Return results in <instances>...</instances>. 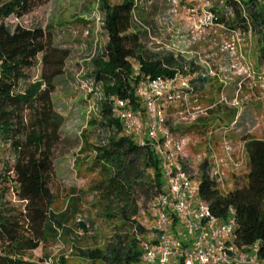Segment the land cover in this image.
<instances>
[{
    "label": "trees",
    "instance_id": "obj_1",
    "mask_svg": "<svg viewBox=\"0 0 264 264\" xmlns=\"http://www.w3.org/2000/svg\"><path fill=\"white\" fill-rule=\"evenodd\" d=\"M44 1L0 0V143L15 153L12 181L14 194L22 203V208L17 209L0 201V264H45L48 256L33 261L26 254L56 238V228L62 232L64 223L79 212L78 198H69L62 211L53 209L49 184L53 174L52 150L59 141L63 117L53 109L52 93L63 78L70 55V47L62 46L64 35H80L91 22L83 21L80 27L61 25L55 30L52 24L42 28L17 23L11 28L4 23L10 15L22 18ZM219 1L221 4L209 8L216 23L229 32L238 31L255 39L258 64L264 66V0ZM168 8V0H99L106 41L94 50L91 71L85 80L101 98L97 96L96 100L97 117L88 122L95 133V143L84 140L81 147V153L89 151L92 155L86 157L89 160L80 161H86L88 170L96 175L92 181L93 205L111 232L103 246L83 248L76 241L72 244L76 255L90 264H144L139 237L146 234V228L138 214L164 191L165 181L153 149L123 133L121 123L112 115L108 97L129 98L132 109L144 116L145 108L135 94L139 81L145 76H173L176 68H182L183 57L147 49L146 32L133 21L134 13L142 23L156 29L155 17ZM54 37L59 44L54 43ZM88 49L89 54L93 53L91 43ZM38 57L39 80L31 82L29 70ZM136 63L137 74L133 69ZM207 81L192 79L198 91L204 90ZM77 82L74 80L73 85ZM221 107L216 105L214 111ZM230 115L236 131L245 118L234 111ZM81 137L86 138L85 134ZM242 140L247 158L243 181L239 184L235 180L231 190L222 192L211 177L210 160L205 158L196 173L198 194L221 219H225L229 207L234 208L235 241L249 246L261 239L264 264V139L243 134ZM73 226H78L76 220ZM60 263L66 264L63 258Z\"/></svg>",
    "mask_w": 264,
    "mask_h": 264
},
{
    "label": "rangeland",
    "instance_id": "obj_2",
    "mask_svg": "<svg viewBox=\"0 0 264 264\" xmlns=\"http://www.w3.org/2000/svg\"><path fill=\"white\" fill-rule=\"evenodd\" d=\"M118 1L120 0H109L110 3ZM175 1V16L159 21L160 28L166 34L175 29L193 37L194 40L191 42H196L191 43L186 49L187 52H183L184 56L189 59L191 57L189 50L198 51L201 58L210 64L213 63L214 73L207 78L204 90H196L187 105L190 112L196 108L203 110L202 113H198L195 122L183 127L191 134L192 140L198 142L195 146L189 147L188 154L191 157L204 152L210 144L212 152L224 156L221 145L227 140L231 151L226 159L225 170L229 174L228 181L232 183L233 188L234 181L238 180L240 184L247 172L242 135L248 134L264 139V85H262L264 66L258 64L257 43L255 39L229 32L223 26L199 23V13L221 4L219 0ZM98 14L99 0H45L22 18L10 15L4 19V23L11 28L17 23L26 27L42 28L52 24L55 30L61 25L78 26L81 22L90 20L95 25L92 28V36L64 35L62 46L70 47V55L64 66L63 78L58 81L59 84L52 93L53 109L63 117L60 138L52 150L53 174L49 184L54 198L53 209L62 211L69 198H78L79 212L64 223L62 232L60 228H56V238H50L48 242L41 243L38 248L26 254V257L33 261H38L46 255L49 264H61V258L66 264H90L76 255L72 244L76 241L75 244L83 248L103 246L104 240L111 232L108 222L98 214L93 205L92 181L96 175L88 170L86 161H80L92 155L89 151L81 153V147L85 145L84 140L90 144L96 140L95 133L88 123L91 118L97 117V112L89 107L94 91L91 89L92 85L85 80V76L90 73L92 66L88 49L90 43L94 39L99 44L106 41L105 32L98 29V23L94 22L95 15ZM53 41L59 44L57 38L54 37ZM39 59L38 57L35 66L29 70L31 82L39 80L41 68ZM76 79L78 82L73 85ZM218 104L222 106L221 110L215 112ZM176 109L170 106V109L166 110L167 114L173 113ZM233 111L236 115L243 114L245 118L243 126L224 134V127L231 123L230 114ZM142 118L144 120L145 116ZM197 123L200 124L198 127H191ZM83 134L86 136L85 139L81 137ZM14 160L13 150L8 145L0 143V201L19 209L22 208V203L14 194L12 181L14 175L11 167ZM142 208L146 209L147 203ZM138 219L142 221L141 213L138 214ZM75 220L78 223L77 227L73 226ZM80 223L84 225L86 231L82 230Z\"/></svg>",
    "mask_w": 264,
    "mask_h": 264
},
{
    "label": "built area",
    "instance_id": "obj_3",
    "mask_svg": "<svg viewBox=\"0 0 264 264\" xmlns=\"http://www.w3.org/2000/svg\"><path fill=\"white\" fill-rule=\"evenodd\" d=\"M169 8L157 15V28L152 29L142 23L133 13V21L139 29L146 32V48L161 55L181 56L185 59L182 68H176L173 76L142 78L135 94L143 104L145 111L142 116L132 109L129 98L109 96L113 117L121 123L126 136L133 137L141 145L148 144L156 154L163 173L165 189L158 193L140 213L143 216L142 224L146 234L140 239L142 262L144 264H261L262 240L257 239L249 246L239 245L235 239L237 227L234 208L229 207L225 219L214 215L209 204L199 197L198 166L205 159L210 160V174L216 179L218 188L222 192L232 189L228 181L229 174L225 170L226 159L231 151L227 140L221 145L219 153L212 152L211 145L204 152L194 156L188 154V149L195 146L197 140L183 127L193 123L198 113L203 110H188V102L196 89L192 79L208 78L213 75V63L201 58L196 50H189L187 59L183 52L191 46L193 37L173 29L164 33L159 21L171 18L176 14V1L168 0ZM191 11L195 12L193 9ZM198 21L202 25H219L216 16L210 9L199 13ZM83 35L92 36L95 27L90 20ZM94 22L98 29L103 31V19L100 14L95 15ZM222 26V25H220ZM232 33H239L232 31ZM240 34V33H239ZM76 36V32L74 34ZM104 44V43H103ZM96 39L91 42L94 50L99 45ZM134 73L139 71V64H133ZM91 85V84H90ZM264 85V76H262ZM92 89V88H91ZM93 90V89H92ZM93 100L89 107L96 109V100L101 98L100 93H92ZM170 106L177 108L167 114ZM168 107V108H167ZM206 111V110H204ZM206 113V112H204ZM237 117V116H236ZM235 120L224 127L223 133L233 130ZM175 226H172V219ZM174 234H177L174 235ZM47 260L45 264H49Z\"/></svg>",
    "mask_w": 264,
    "mask_h": 264
},
{
    "label": "water",
    "instance_id": "obj_4",
    "mask_svg": "<svg viewBox=\"0 0 264 264\" xmlns=\"http://www.w3.org/2000/svg\"><path fill=\"white\" fill-rule=\"evenodd\" d=\"M80 226H82V227H83L84 225H83L82 223H80Z\"/></svg>",
    "mask_w": 264,
    "mask_h": 264
}]
</instances>
